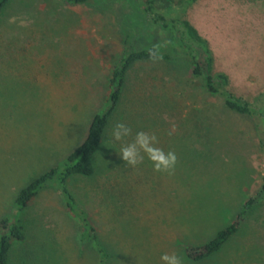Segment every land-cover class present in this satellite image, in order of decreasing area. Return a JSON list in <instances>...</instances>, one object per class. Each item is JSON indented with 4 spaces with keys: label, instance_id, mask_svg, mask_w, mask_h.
Returning <instances> with one entry per match:
<instances>
[{
    "label": "rangeland",
    "instance_id": "obj_1",
    "mask_svg": "<svg viewBox=\"0 0 264 264\" xmlns=\"http://www.w3.org/2000/svg\"><path fill=\"white\" fill-rule=\"evenodd\" d=\"M186 17L209 42L214 73L228 75L236 95L257 103L264 95V0H200ZM171 34L147 27L130 0L8 5L0 19V223L19 218L27 235L10 264H160L165 252L184 264H264L257 120L208 94ZM154 47L170 61L131 70L96 156V176L70 181L91 230L69 212L59 184L20 210V193L86 141L128 48ZM117 122L155 133L158 146L177 155L174 172L156 173L147 160L126 166L111 137ZM252 198L241 231L221 251L201 262L188 258L189 247L213 241Z\"/></svg>",
    "mask_w": 264,
    "mask_h": 264
},
{
    "label": "trees",
    "instance_id": "obj_2",
    "mask_svg": "<svg viewBox=\"0 0 264 264\" xmlns=\"http://www.w3.org/2000/svg\"><path fill=\"white\" fill-rule=\"evenodd\" d=\"M12 1L0 0V19ZM130 1L142 12L143 22L147 27L173 34L172 42L189 58L194 77L203 80L204 90L208 94L222 98L229 111L257 120V134L264 149V95L258 98L257 103H251L230 89L231 82L228 75L214 73L215 60L209 42L200 35L186 17L188 8L200 0H181L179 4H175L174 0ZM64 2L77 6L91 4L92 0H64ZM179 7H182L181 12L177 10ZM159 60L169 62L170 57L157 47L143 51H133L128 48L113 71L110 82L111 92L106 109L95 117L86 141L61 167L41 176L20 193L17 199V206L20 210L28 208L43 190L53 184H59L66 198V207L69 212L80 218L88 229L91 228L86 211L80 206L71 190L70 181L74 178L92 179L96 176V156L102 149L106 133L121 104L129 73L137 64ZM258 195L264 197V185ZM255 205L254 198L246 202L235 223L219 232L216 238L207 245L189 247L187 249L188 258L194 262H201L221 251L241 231ZM26 239V228L22 220L19 218L3 220L0 223V264H10L14 246L25 242ZM102 264H106L105 260Z\"/></svg>",
    "mask_w": 264,
    "mask_h": 264
},
{
    "label": "clouds",
    "instance_id": "obj_3",
    "mask_svg": "<svg viewBox=\"0 0 264 264\" xmlns=\"http://www.w3.org/2000/svg\"><path fill=\"white\" fill-rule=\"evenodd\" d=\"M172 131H175V127ZM169 134L171 135V132ZM111 137L120 142L119 154L126 162V166L137 168L147 160L154 172L169 175L177 166L176 153L159 147V140L155 133L144 130L134 131L128 124L117 122L111 130ZM159 259L160 264H184L182 257L176 253H162Z\"/></svg>",
    "mask_w": 264,
    "mask_h": 264
}]
</instances>
